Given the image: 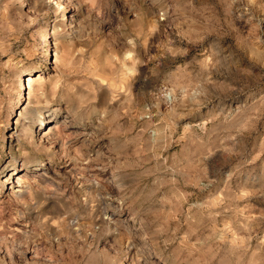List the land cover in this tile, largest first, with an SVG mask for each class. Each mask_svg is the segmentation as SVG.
Returning a JSON list of instances; mask_svg holds the SVG:
<instances>
[{
    "label": "rangeland",
    "instance_id": "obj_1",
    "mask_svg": "<svg viewBox=\"0 0 264 264\" xmlns=\"http://www.w3.org/2000/svg\"><path fill=\"white\" fill-rule=\"evenodd\" d=\"M0 264H264V0H0Z\"/></svg>",
    "mask_w": 264,
    "mask_h": 264
},
{
    "label": "bare ground",
    "instance_id": "obj_2",
    "mask_svg": "<svg viewBox=\"0 0 264 264\" xmlns=\"http://www.w3.org/2000/svg\"><path fill=\"white\" fill-rule=\"evenodd\" d=\"M27 79H26V82H27V84H28V86L29 85H31L32 83H35L36 82V80L37 79H39L40 78V75H37L36 77H32V76H27L26 77ZM33 86V85H32ZM32 86H30L31 88H32ZM54 112V111H53ZM51 126V125H50ZM53 127V126H52ZM56 128H57V126H55ZM54 128V127H53ZM49 131V130H48ZM13 187V186H12ZM10 188V187H9ZM15 189V188H14ZM14 189H12V190H14Z\"/></svg>",
    "mask_w": 264,
    "mask_h": 264
}]
</instances>
